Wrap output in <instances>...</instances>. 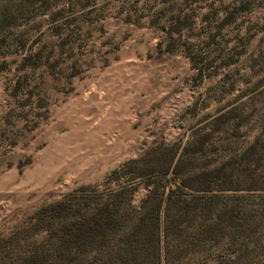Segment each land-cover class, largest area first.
I'll return each instance as SVG.
<instances>
[{
    "label": "rangeland",
    "instance_id": "374dc122",
    "mask_svg": "<svg viewBox=\"0 0 264 264\" xmlns=\"http://www.w3.org/2000/svg\"><path fill=\"white\" fill-rule=\"evenodd\" d=\"M229 109L218 160L264 143V0H0V239Z\"/></svg>",
    "mask_w": 264,
    "mask_h": 264
},
{
    "label": "trees",
    "instance_id": "16d2710c",
    "mask_svg": "<svg viewBox=\"0 0 264 264\" xmlns=\"http://www.w3.org/2000/svg\"><path fill=\"white\" fill-rule=\"evenodd\" d=\"M249 116L209 118L185 144L151 148L111 173L115 189L81 187L0 239V264H264V143L226 160L216 137ZM137 181L150 188L131 206Z\"/></svg>",
    "mask_w": 264,
    "mask_h": 264
}]
</instances>
